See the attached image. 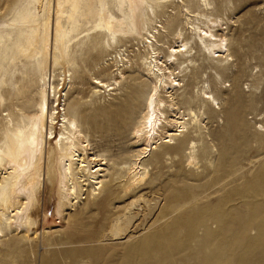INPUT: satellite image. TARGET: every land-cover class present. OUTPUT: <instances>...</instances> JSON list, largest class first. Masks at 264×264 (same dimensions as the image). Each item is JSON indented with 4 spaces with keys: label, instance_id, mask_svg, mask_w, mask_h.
Wrapping results in <instances>:
<instances>
[{
    "label": "rangeland",
    "instance_id": "374dc122",
    "mask_svg": "<svg viewBox=\"0 0 264 264\" xmlns=\"http://www.w3.org/2000/svg\"><path fill=\"white\" fill-rule=\"evenodd\" d=\"M176 1L144 13L149 17L146 27L156 22L158 29L165 30L161 41L171 42L166 33L180 29L192 45L176 61L180 88L175 95L178 101L186 96L182 109L190 108L201 119L196 123L197 135L190 138L196 143L195 166L186 167L189 148L179 165L172 154L162 162L160 151L142 159H150L149 167L134 190L143 200L122 233L116 221L130 199L117 198L123 194L119 180L109 196L103 189L97 199H76L73 206L69 195L59 204L57 183L53 188L43 181L41 196L30 210L31 240L4 230L0 264H264V0H209L207 14L221 19L216 33L227 38L229 55L217 58L195 44L191 20L181 1ZM183 1L194 13L200 10L198 0ZM114 2L94 0L97 11L84 6L80 17L79 10L69 20L63 14L60 41L55 33L58 0H0V125L8 94L12 100L16 96L15 79L23 68L31 67L25 55L39 48L36 32L42 35L48 21L50 47L57 45L66 61L48 64L64 80L57 107L65 103L67 112L78 120L89 142L83 153L88 157L103 153L108 168L112 161L126 168L133 162L141 143L127 129L114 134L105 124L125 104L131 109L125 127L137 124L141 98L151 83L140 65L145 56L140 36H117L111 42L104 31L105 19L118 16ZM118 52L127 54L122 56L130 66L125 80L116 89L103 87L94 94V76L109 77L115 68L110 57L119 60ZM204 89L214 95L221 111L214 112L203 102ZM223 148L226 152L219 156ZM210 157L214 158L211 168L206 166ZM119 172L125 175L126 169ZM0 185L10 190L1 177Z\"/></svg>",
    "mask_w": 264,
    "mask_h": 264
},
{
    "label": "bare ground",
    "instance_id": "6f19581e",
    "mask_svg": "<svg viewBox=\"0 0 264 264\" xmlns=\"http://www.w3.org/2000/svg\"><path fill=\"white\" fill-rule=\"evenodd\" d=\"M174 1L115 0L113 5L118 16L111 15L105 19L104 31L109 33L111 42L117 36H140L142 55H145L140 65L151 83L149 91L141 98L143 104L137 124L125 127L131 112L127 104L113 111L114 115L105 124L114 134H123L127 129V134L141 143L133 162L127 168L117 161H112L108 168L109 159L103 153L91 154L89 157L86 152L83 153L89 142L82 133L78 120L67 112L65 103L61 109L57 107L58 88L64 80L55 73V69L48 67L53 61L62 65L66 61L59 54L57 45L50 47V38L46 36L48 21L42 35L36 32L35 44L39 48L33 47L25 55L30 60L31 67L23 68L15 79L19 83L16 96L12 100L8 94V102L4 105V122L0 125V177L10 187L7 192L0 185V238L5 235L4 230H14L28 241L31 240L33 222L30 210L36 204L37 195L41 196L43 181H47L53 188L57 183L58 203L61 204L69 195L72 199L70 205L73 206L76 199L87 197L88 202L97 199L103 189L107 190L105 195L109 196L119 180L123 194L117 198L124 196L127 200L130 199L124 203L116 221L119 233H122L137 215L134 207H138L143 200L138 195L139 190H134L144 181L149 167L150 159H142L160 151L163 155L162 162L167 159L166 155L172 154L171 158L179 165L184 158L185 148H189L185 155L186 167L195 166L196 143L190 138L197 135L194 134L196 123H201V119L190 108L182 109L186 96L178 101L175 95L180 88V71H177L176 61L179 55L191 51L192 45L180 29L174 30L172 34L166 33V36L171 35V42L161 41L159 37L162 35L161 31H165L162 29L164 26L161 25L160 30L155 25L156 22H152L150 28L146 27V19L149 17L144 13L145 9L161 8ZM180 1L191 20L190 28L195 44L202 45L214 58L228 54L227 38L216 33V28L222 27L221 19L207 14L211 9L209 0H198L200 10L196 13L183 0ZM84 6L97 11L94 0H58L55 33L60 41L64 33L60 31L59 18L66 14L68 20L73 19L79 10L80 14L77 13V16L80 17ZM48 7L50 10V3ZM118 55L119 60L117 56L110 57L111 60L114 58L115 68L109 77L94 76V94L101 92L103 87L108 91L116 89L125 80L126 68L130 66L128 61L122 62V56L127 54L118 52ZM69 83L65 85V96ZM201 99L214 112L221 111L217 99L210 91L202 90ZM215 103L216 107L213 106ZM59 121V129L55 133V125ZM184 130L186 132L182 134ZM176 135L181 137L175 138ZM202 136L198 134L199 138ZM208 152L212 154L213 150ZM224 152L226 148L219 151V156H223ZM213 161V157L207 158L206 166L211 168ZM122 169H126L125 175L119 172ZM121 178L123 179L120 180Z\"/></svg>",
    "mask_w": 264,
    "mask_h": 264
}]
</instances>
